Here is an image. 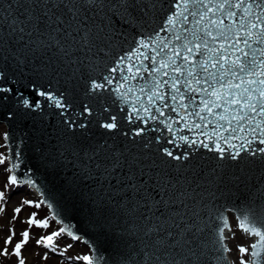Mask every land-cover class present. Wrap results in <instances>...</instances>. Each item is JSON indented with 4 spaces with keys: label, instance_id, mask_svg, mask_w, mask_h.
Segmentation results:
<instances>
[{
    "label": "snow or ice",
    "instance_id": "snow-or-ice-1",
    "mask_svg": "<svg viewBox=\"0 0 264 264\" xmlns=\"http://www.w3.org/2000/svg\"><path fill=\"white\" fill-rule=\"evenodd\" d=\"M166 4L168 11L159 27L153 28L156 15L164 12ZM4 27L19 39L27 38L25 51L28 52L54 46L62 58H68L74 50L83 51L84 59L70 62L83 66L78 70L87 71L85 94L94 103H84L73 117L69 115L72 103L65 92L57 94L37 89L36 98L30 99L24 92L14 93L13 88L0 86V108L5 107L12 96L20 108L35 111L42 108L40 98H44L49 107L61 110L59 114L64 117L63 123L70 130L86 129L90 123L87 118L93 115L101 117L98 126L108 131L119 129L122 122L133 125L122 135L131 139L133 144L137 143V138H143L139 141L143 149H150L153 142L146 138V134L159 132V126L163 125L168 133V144L179 142L189 150L206 149L222 161L259 164L264 168V0H0V28ZM129 30L136 33L131 39ZM126 44L127 48L124 47ZM97 57L101 59L97 61ZM104 58L111 63L104 64ZM98 70L99 77H93L92 73ZM145 73L149 81L139 86L131 84L138 78L144 80ZM0 77H4L2 70ZM114 84L115 87H111ZM105 92L109 95L105 96ZM129 94H133L131 110L121 109L125 112L123 116L112 113L108 100L114 95L127 104ZM164 109L176 113L180 119L167 115ZM5 115L8 119L14 115L23 118L27 111L18 110L15 114L8 111ZM164 117L166 119H162ZM78 118L83 119L78 122ZM181 120L183 126L176 127ZM137 123L140 126H136ZM185 131L194 135H185ZM3 140V146L10 148L8 132L3 134ZM160 140L161 137L156 136V143ZM157 151L174 161H186L191 155V151L177 155L168 147ZM96 154L93 151L88 160L91 161ZM21 156L17 145L8 172L14 173L20 168L18 161ZM245 157L251 159L245 161ZM5 162L6 157L0 154V165ZM110 163L111 167H104L105 177L121 168L127 169L128 187L136 194L133 210H155L153 214L161 220L159 209H167L178 202L187 208L182 199L185 193L177 195L175 191L181 182L168 178L166 172H153L158 167L155 159L146 154L129 156L116 152ZM100 167L97 163L96 168ZM143 175H147L145 182L137 179ZM24 176V179H18L15 174L8 176L4 190H0V213L5 211L10 187H36L35 181L28 178L27 171ZM153 190L156 195H153ZM45 202L41 200L34 204L27 198L21 200L22 205L36 208ZM48 207L52 208V204L48 203ZM21 211V207L14 209L13 220ZM56 216L58 214H54L53 219ZM184 216L173 211L164 218L165 223L173 219L182 222L175 225V233L163 231L161 235L164 227L161 224L148 230L159 237L154 245L155 251L149 257L151 264H192L191 257L196 253L192 247L195 241L191 237L197 229L190 221H185ZM220 219L223 226L217 229L218 241L227 252L224 231L231 229L227 217L221 216ZM56 222L61 223L59 220ZM27 224L41 229L50 226L47 218L39 220L35 212ZM238 227L258 238L248 247L239 246L241 256H251L250 261L241 259L240 264H264V223L255 217L242 215L238 218ZM9 233L0 255H14L20 258L18 264H26L21 257L22 249L30 238L29 231L22 232V241L15 244L11 253L7 246L13 241L14 229L10 228ZM64 233L72 240L79 239L65 224L37 239V246L62 254L72 247L69 244L59 248L57 239ZM48 258L46 251L42 259ZM76 259L86 264H102L103 261V257L98 255L77 256Z\"/></svg>",
    "mask_w": 264,
    "mask_h": 264
},
{
    "label": "water",
    "instance_id": "water-1",
    "mask_svg": "<svg viewBox=\"0 0 264 264\" xmlns=\"http://www.w3.org/2000/svg\"><path fill=\"white\" fill-rule=\"evenodd\" d=\"M167 11L166 4L164 12L156 15L153 28L159 27ZM60 27L63 29V25ZM129 32V39L136 35L133 30ZM73 36L79 38L76 33ZM44 39L47 40V37ZM27 45V38L19 39L16 34L9 33L7 27L0 28V70L4 73V77H0V86L13 88L14 93L24 92L30 99L36 98L37 89L57 94L65 92L72 103L69 115L73 117L84 103H94L85 94L87 71L78 70L83 66L70 62L77 58L84 59L83 51L74 50L71 56L62 58L54 46L28 52L25 51ZM95 59L99 61L101 57ZM110 63L109 59L104 58V64ZM144 75V80L138 78L131 84L139 86L149 81L147 74ZM92 76L99 77V70L93 72ZM111 87H115V84ZM108 95L105 92V96ZM132 95L129 94L127 104L113 95L108 100L111 112L123 116L125 112L121 109L130 111ZM40 99L42 108L35 111L20 108L12 96L7 105L0 108V122L5 123L11 136L10 158L17 145L22 152L18 161L20 168L12 174L24 179L27 171L28 178L35 181V188L46 203L52 204V215L58 214L56 219L63 226L69 225L75 235L84 239L92 249V256L103 257L102 264H151L149 257L155 251L154 245L159 237L148 230L161 224L164 226L161 235L163 231L175 233V225L182 222L173 219L165 223L164 220L173 211H178L181 216L187 213L185 221H190L197 229L194 237H191L195 241L192 247L196 253L191 257L192 264H231L227 252L223 251L218 241L217 229L223 226L221 216L227 217L229 226V214L237 218L248 215L264 223V168L259 164L222 161L203 148L189 150L179 142L168 144V133L163 125L159 126V132L146 134V138L153 141L150 149L139 146L143 138H137V143L133 144L131 139L122 135V132L133 127L126 122H122L119 129L108 131L98 126L101 117L93 115L87 118L90 123L86 129L70 130L63 123L64 117L59 114L61 110L49 107L47 100ZM198 104L199 95L196 96ZM96 107L99 108L98 105ZM18 110L27 111V115L23 118L14 115L12 119L5 115L8 111L15 114ZM164 111L180 119L176 113L168 109ZM82 119L78 118V122ZM136 126H140L139 123ZM175 126L182 127L183 121ZM183 134L194 135L187 131ZM156 136L161 137L160 143H156ZM161 147H168L177 155L191 151V155L186 161H174L157 151ZM93 151L97 154L89 161L88 157L93 155ZM116 152L129 156L146 154L155 159L158 167L153 172H166L168 178L181 182L175 191L177 195L185 193L182 199L187 208L178 202L167 209H159L161 220L153 214L155 210H133L136 194L128 187L127 169L121 168L110 177L104 176V167H111L110 161ZM250 159L245 157V161ZM256 159L259 160V157ZM12 163L11 159V166ZM97 163L101 165L99 169L96 168ZM137 179L145 182L147 175L138 176ZM153 195H156L155 190ZM168 239L171 240V237Z\"/></svg>",
    "mask_w": 264,
    "mask_h": 264
},
{
    "label": "rangeland",
    "instance_id": "rangeland-1",
    "mask_svg": "<svg viewBox=\"0 0 264 264\" xmlns=\"http://www.w3.org/2000/svg\"><path fill=\"white\" fill-rule=\"evenodd\" d=\"M7 131L5 123L0 122V154L6 157V162L0 165V190H4V185L7 182V178L12 173L8 172L10 169V160L8 147H4L5 141L3 140V134ZM22 198H27L35 203H39L42 200V195L34 188L27 185L23 186H12L7 192V202L4 204L5 211L0 213V251H3L5 247V239L10 234L9 229H14L15 235L13 241L8 245V250L11 253L15 247V244L22 241V232L25 230L29 231L30 238L28 243L22 249V257L25 259L26 264H86L82 260L76 259L77 256L90 255L92 256L91 247L84 242L81 238L78 240H72L67 234H62L60 238L57 239V244L60 249L65 248L67 245L71 244L72 247L67 249L66 252L62 254L58 251L53 253L52 251L46 249L44 246H37V239L42 236H47L53 231H57L60 227V223H57L55 219L50 214L48 207L42 204L40 208L34 206L22 205ZM16 207H21L22 211L18 214L17 218L13 220L14 209ZM35 212L37 214V219L49 220V227L47 229H41L36 226L29 227L27 220L30 215ZM231 227L233 231L231 238L229 239V245H227L229 251L228 255L232 264H240V260L248 261L250 255L245 254L241 256L239 252V246H250L251 239L250 236L247 237L242 230L238 227L237 219L234 215H231ZM48 252V259H42L45 252ZM20 258L9 255L4 257L0 255V264H18Z\"/></svg>",
    "mask_w": 264,
    "mask_h": 264
},
{
    "label": "bare ground",
    "instance_id": "bare-ground-1",
    "mask_svg": "<svg viewBox=\"0 0 264 264\" xmlns=\"http://www.w3.org/2000/svg\"><path fill=\"white\" fill-rule=\"evenodd\" d=\"M232 228V227H231ZM232 230L231 231H229V230H226V232H225V236H226V238H228V239H230L231 238V234H232ZM244 233V232H243ZM247 237H249L250 235H248V234H246V233H244ZM250 239H251V242H253L254 241V239H255V237H252V236H250Z\"/></svg>",
    "mask_w": 264,
    "mask_h": 264
}]
</instances>
